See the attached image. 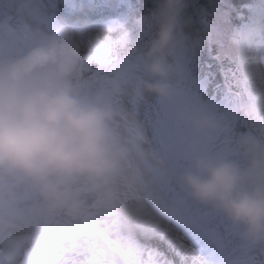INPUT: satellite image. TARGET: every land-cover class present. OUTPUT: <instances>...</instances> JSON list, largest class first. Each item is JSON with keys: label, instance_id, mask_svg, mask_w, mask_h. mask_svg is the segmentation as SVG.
<instances>
[{"label": "clouds", "instance_id": "9594fccd", "mask_svg": "<svg viewBox=\"0 0 264 264\" xmlns=\"http://www.w3.org/2000/svg\"><path fill=\"white\" fill-rule=\"evenodd\" d=\"M39 3L16 0L32 39L25 42L15 29L0 37V215L5 230L12 228L7 222L11 209L33 203L45 216L67 221L74 233L115 219L127 237L163 239L172 222L156 210L153 189L164 183L222 215L245 245H264V103L248 97L240 109L259 125V135L238 133L215 151L203 145L223 134L220 122L201 108L177 113L192 133L183 142L179 167L165 161L141 131L136 112L124 103L146 94L164 102L184 98L176 62L184 43V0H162L156 36L132 65L141 75L117 89L85 75L80 42L100 33L101 43L123 47L126 33L63 28L48 33L33 16Z\"/></svg>", "mask_w": 264, "mask_h": 264}, {"label": "snow or ice", "instance_id": "6c2138e0", "mask_svg": "<svg viewBox=\"0 0 264 264\" xmlns=\"http://www.w3.org/2000/svg\"><path fill=\"white\" fill-rule=\"evenodd\" d=\"M30 39L31 36L24 40ZM100 40V33L95 38H82L80 50L87 64L96 58L98 48L111 44ZM240 70L247 96L264 103V74L258 71L255 61L248 59L244 49ZM5 222L0 215V264H118V257L128 251L140 257V264H154L160 257L159 249L149 247L145 240L125 236L115 219L105 220L88 232L74 233L67 221L45 216L38 205L26 203L10 210L7 222L11 223V230H5ZM161 240L174 245L180 253H193L173 223ZM158 264L165 261L160 259Z\"/></svg>", "mask_w": 264, "mask_h": 264}, {"label": "rangeland", "instance_id": "374dc122", "mask_svg": "<svg viewBox=\"0 0 264 264\" xmlns=\"http://www.w3.org/2000/svg\"><path fill=\"white\" fill-rule=\"evenodd\" d=\"M44 2V1H43ZM12 4V2H11ZM158 14V12H157ZM18 17V15H15ZM51 17V12L50 9L44 11L42 13V19L43 20H48ZM156 17L155 15V22H156ZM224 18L225 15L223 14L222 17L219 19L218 24H217V31L220 33V35L223 33V28H224ZM42 23L45 24V27L47 29V23L48 21H43ZM157 25V24H156ZM148 31H140V32H128L125 28L124 29H118L114 34H122L126 33L125 37V43L124 46L121 47L119 44H110V45H105L101 46L100 48L97 49L95 53V59L93 60L94 64L98 66V69L101 67L109 66L112 67L113 70L117 69V62L115 60V51L117 50H126V46L131 43V41L135 38H138V36H143L148 35L149 33L156 31L157 29L154 27V24H152L150 21L148 23ZM138 28V27H137ZM136 28V29H137ZM143 28L146 29L145 25ZM64 29V28H63ZM57 30V29H56ZM66 30V29H65ZM98 29H79V30H73V33H88V32H94L97 31ZM147 30V29H146ZM264 33V29L262 30ZM117 46V48H116ZM236 51V49H235ZM258 54H256L257 56ZM230 57H235L239 58V56L235 53L229 52ZM247 57L250 61H255L256 66L259 72L264 74L259 61L258 57L254 56V52L252 49L248 51ZM88 67H90L92 64H86ZM100 65V66H99ZM134 71V70H132ZM135 74H137L134 71ZM127 79V78H126ZM236 81L238 83L242 82V86L245 91V85L243 81V76L236 78ZM247 94V93H246ZM192 103H191V96L189 92L184 91V98L180 101H175L174 100V105L168 108H165L167 102H163L155 97L154 102L152 103L153 109L152 112L147 116H140L137 117L138 124L140 126L141 131L143 134L153 143V146L158 149L160 152L161 156L167 161L169 164L173 166H177L176 164L178 163L179 166H181V159L180 157L174 158L173 156H169L168 154L164 153L167 152V149H170L172 144H168L167 140L176 139L180 138L183 130H186L188 133H191V130L187 127L184 126L182 123H180L176 119V114L179 112H184L185 106L189 104L195 103V98L192 97ZM177 102V105H175ZM191 103V104H190ZM138 108H142L143 106L136 104L135 105ZM144 111L146 109L144 108ZM167 112V114H166ZM165 113V114H164ZM178 154H176L177 156ZM170 158V159H169ZM168 159V160H166ZM158 186V185H157ZM157 186L154 187L153 189V203L157 211L160 213L168 216L169 212L172 210L174 207L175 203L171 201L162 190L159 191ZM186 198L187 195H186ZM189 203H194L193 201L189 200ZM212 210L209 209V212ZM181 233V232H180ZM183 238L186 240V242L190 245L191 249L193 250L194 257L193 255L186 254V253H180L174 245H170L167 241L161 240L158 238L155 239H150V240H145L144 243H146L149 247L159 249L160 257L158 258L157 262H154V264H158V261L160 259L165 261V264H209L207 260V252H203L198 246L194 245L191 243L189 238L181 233ZM207 251V250H206ZM118 261L122 262V264H140V257L135 254L134 251H128L124 254L118 257ZM264 264V261H263Z\"/></svg>", "mask_w": 264, "mask_h": 264}, {"label": "trees", "instance_id": "16d2710c", "mask_svg": "<svg viewBox=\"0 0 264 264\" xmlns=\"http://www.w3.org/2000/svg\"><path fill=\"white\" fill-rule=\"evenodd\" d=\"M160 6L162 4V0H159ZM212 1L219 2L221 0H184V8L181 12V27L183 35L190 36L193 40H198L201 38V42L204 44L205 48L207 47V41H206V33L200 28L198 25V14L201 12L203 14H206L208 16H213V9L215 8V4L212 3ZM251 0H230V3L234 7L240 8L241 6L249 3ZM158 0H144L145 6L140 8V11L135 13L138 20H140L143 24L141 27L137 26L136 32L140 31H148V23L149 21L154 24L155 28H158V22L156 19V22L153 18L154 15H157V12L159 11V8L157 5ZM156 3V5H154ZM158 3V4H159ZM221 3V2H219ZM157 8V9H156ZM155 10H157L155 12ZM152 15V13H154ZM152 15V16H151ZM157 24V25H156ZM145 25L146 29L143 28ZM158 31V30H157ZM157 31H154L149 33L148 35L138 36V38H135L131 41L129 45L126 46V50H118L119 55L126 54L128 51H131L135 48H138L141 46V44L145 41L150 40V35H156ZM132 32H135L132 31ZM150 37V38H149ZM228 49V41L224 37H213V45H212V54L215 56H220L224 58V61H221V66H216L218 63L215 61H212V59H208L205 54V49L201 50L200 56L197 58L196 61V67L198 68V73L200 74V77H203L205 75H209L211 77H215L214 84H219L222 80V75L220 73V68L222 67L225 72H227V69L230 67L226 66L228 63V54L226 50ZM118 55V56H119ZM234 63V62H232ZM92 65L88 67V65L85 66V75L91 79H94V75L97 73V65L94 64V62L91 63ZM208 64H211V68L208 66ZM215 86V85H213ZM208 92H212V89H209ZM224 91H221L223 93Z\"/></svg>", "mask_w": 264, "mask_h": 264}, {"label": "bare ground", "instance_id": "6f19581e", "mask_svg": "<svg viewBox=\"0 0 264 264\" xmlns=\"http://www.w3.org/2000/svg\"><path fill=\"white\" fill-rule=\"evenodd\" d=\"M115 35H119V34H115ZM174 192H175V187L173 189V193ZM216 241H218L219 249L221 251L222 259H225V257H226L227 240H225V242H222L221 235L220 234H217V240ZM243 249H244V244L243 243H241L240 246H239L238 244L233 245V243L231 242L229 251H232L233 250V261H238L237 258L240 257V254L236 258V252H240ZM228 259H229V262H231L230 258H228Z\"/></svg>", "mask_w": 264, "mask_h": 264}]
</instances>
